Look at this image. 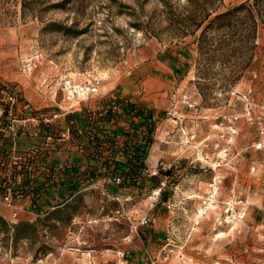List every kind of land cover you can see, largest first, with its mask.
I'll use <instances>...</instances> for the list:
<instances>
[{
	"label": "rangeland",
	"instance_id": "rangeland-1",
	"mask_svg": "<svg viewBox=\"0 0 264 264\" xmlns=\"http://www.w3.org/2000/svg\"><path fill=\"white\" fill-rule=\"evenodd\" d=\"M245 1L0 0V128L10 133L0 132L1 166L24 164L8 147L16 109L39 98L57 115L79 108L70 109L65 79L98 75L100 94L87 103L98 100L103 112L126 102L123 90L160 107L150 110L142 185L82 183L39 211L34 243L22 242L17 257L0 253V264H264V25L253 62L234 77L244 50L214 35L202 55L208 22L197 30L214 8ZM178 61V76H161Z\"/></svg>",
	"mask_w": 264,
	"mask_h": 264
},
{
	"label": "crops",
	"instance_id": "crops-1",
	"mask_svg": "<svg viewBox=\"0 0 264 264\" xmlns=\"http://www.w3.org/2000/svg\"><path fill=\"white\" fill-rule=\"evenodd\" d=\"M181 60L184 61L186 58ZM182 70L183 64L179 61L173 62L162 69L161 76L163 73L178 76ZM114 89L116 88L114 87L104 94H109ZM119 98L120 101L130 102L147 111L160 108L148 97H139L130 90H123ZM100 104L98 100H92L79 105V108L74 111H65V113L57 115L54 110H50L52 104H45V100L39 98L32 106L25 104L24 107L16 109V116L12 122L18 132L8 141V147L14 152L13 154L19 157L16 160H22L21 157H24V164L15 162V165H6L5 167L0 165V216L10 222H32L38 216L39 211L52 209L55 205L70 199L66 192L68 177L73 171H83L96 164L92 158L96 149L94 144L90 143V137L98 131L92 130L91 127L100 126L104 130V123H99L101 116L96 115L97 112H103ZM30 106L31 109H29ZM42 108L49 109L34 116H31L29 111L27 112L28 109L41 110ZM88 110L93 113L91 120H88L86 116ZM76 111L81 115V120L76 123L79 130L77 137L71 133L66 120L67 114ZM117 111L119 114L112 122L105 121L107 125L105 129L109 131L100 129L96 136L102 137L109 132L112 134L116 149L120 151L125 146L141 145V132H138L140 137L137 138L132 119L126 114H122L120 109ZM150 112L152 113V111ZM152 114L155 116L154 112ZM0 132H4L3 135L9 138L10 133L8 134L5 128L1 127ZM2 145L3 140L0 141V146ZM31 150L33 151L31 154H26ZM150 153L151 150L145 160L148 168H151ZM2 156L3 152L0 147V157L2 158ZM26 156L31 158L28 163H26ZM6 194L12 195L10 207L3 201V195ZM14 212L17 213V219L12 218Z\"/></svg>",
	"mask_w": 264,
	"mask_h": 264
},
{
	"label": "trees",
	"instance_id": "trees-1",
	"mask_svg": "<svg viewBox=\"0 0 264 264\" xmlns=\"http://www.w3.org/2000/svg\"><path fill=\"white\" fill-rule=\"evenodd\" d=\"M211 12L212 17L211 15L204 17V19L199 21L197 26V30H199L208 22L199 40L201 53L202 55H207V52H204V50L210 48L211 43L215 40L214 35L220 36L221 45L224 43L237 45L236 49L244 50V55L241 59L244 63L233 65L231 73L233 77L238 73L241 76L250 67L254 59L256 49L254 45L255 35L259 25H264V0H246L227 8L225 11H220V8H214ZM225 58V54L219 57V62L223 66L226 65ZM238 60H240V55L238 56ZM207 61V65L211 64L210 59H207ZM238 78L239 76L234 80ZM119 109L122 114H126L132 119L137 138L140 137L138 132H141V145L125 146L120 151L114 146L112 134L109 132L102 137L96 136L99 134L100 129L102 131H109L105 129L107 127L105 121L112 122L115 119L114 112L118 115L117 110ZM92 115V111L88 110L86 115L88 120H91ZM96 115L101 116L99 123H104V130L100 126L96 128L94 126L93 128L91 127L92 130H98L97 133L95 132L90 137V143L94 144L96 149L92 157L96 164L87 167L83 171H73L68 177L66 192L70 198L82 189L84 186L82 183H95L101 177L108 176L112 180L120 177L123 185L131 187L142 185L145 179L143 175L144 170H146L145 160L153 144V133L155 131L153 114L130 102H119L117 107L110 108L106 112H97ZM66 118L68 124L71 126V133L77 137L79 130L75 125V121L81 120V115L72 113L68 114ZM150 181L155 187L160 186V180L157 177H151ZM36 231L35 223L19 221L17 224H12L0 216V253L17 257L20 250L19 246L22 242L34 243ZM34 259H37V256Z\"/></svg>",
	"mask_w": 264,
	"mask_h": 264
},
{
	"label": "built area",
	"instance_id": "built-area-1",
	"mask_svg": "<svg viewBox=\"0 0 264 264\" xmlns=\"http://www.w3.org/2000/svg\"><path fill=\"white\" fill-rule=\"evenodd\" d=\"M102 80L98 75H94L88 82L80 83L74 78H68L62 81V90L67 95V98L73 104L70 106L72 109L75 105H81L100 94V85ZM114 183L117 185L122 184V179L116 177ZM3 201L7 206L12 204V195H3ZM13 219H17V213L12 214Z\"/></svg>",
	"mask_w": 264,
	"mask_h": 264
}]
</instances>
